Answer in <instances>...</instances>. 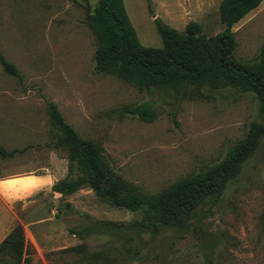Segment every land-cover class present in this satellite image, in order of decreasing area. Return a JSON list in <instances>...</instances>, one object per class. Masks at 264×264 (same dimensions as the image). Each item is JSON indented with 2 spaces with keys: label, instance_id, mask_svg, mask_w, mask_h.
Instances as JSON below:
<instances>
[{
  "label": "rangeland",
  "instance_id": "rangeland-1",
  "mask_svg": "<svg viewBox=\"0 0 264 264\" xmlns=\"http://www.w3.org/2000/svg\"><path fill=\"white\" fill-rule=\"evenodd\" d=\"M123 1L144 46L162 45L156 19L178 31L197 22L206 38L225 29L221 0ZM97 2L0 0V53L22 76L19 81L0 65V146L21 150L10 158L0 156V179L41 174L53 166L65 178L82 175L76 164L69 173L64 150L48 146L55 131L47 102L58 106L79 136L102 147L117 175L146 195L217 164L252 126L259 128L255 143L219 194L187 221H151L145 209L114 207L84 186L64 199L52 194L48 202L57 209L55 215L36 225L24 222L46 217V210H10L0 200V242L20 224L31 264H264V112L256 95L206 85L139 91L96 73L97 43L85 20ZM232 31L234 56L257 61L264 42V0ZM125 105L150 107L156 117L145 122L120 116L117 110ZM76 246L83 249L59 253Z\"/></svg>",
  "mask_w": 264,
  "mask_h": 264
},
{
  "label": "trees",
  "instance_id": "trees-1",
  "mask_svg": "<svg viewBox=\"0 0 264 264\" xmlns=\"http://www.w3.org/2000/svg\"><path fill=\"white\" fill-rule=\"evenodd\" d=\"M262 1L221 0L219 16L225 29L214 38H206L197 22H189L183 31H178L156 19L162 45L148 47L137 39L123 0H98L85 20L97 43L95 72L113 76L139 91L150 87L179 91L185 85H206L213 89L230 86L253 92L264 112V42L257 61L241 62L234 56L236 41L232 31L233 26ZM0 65L8 75L19 81L22 79L16 66L2 53ZM47 107L55 131V140L48 146L67 153L71 162L69 173H73L74 164L82 173L77 178L59 180L52 186L53 192L69 196L88 186L112 206L129 211L145 209L147 218L166 225L187 221L209 197L219 194L226 178L236 173L246 158L259 131L257 126H252L245 139L232 147L217 164L178 180L158 194L146 195L110 168L102 147L79 136L66 123L54 102H47ZM117 112L120 116H137L145 122H152L156 117L154 110L144 105H125ZM18 152L21 150L7 151L0 146L2 158L13 157ZM82 249V246L69 247L59 253ZM0 264H31L22 225H15L0 242Z\"/></svg>",
  "mask_w": 264,
  "mask_h": 264
},
{
  "label": "crops",
  "instance_id": "crops-1",
  "mask_svg": "<svg viewBox=\"0 0 264 264\" xmlns=\"http://www.w3.org/2000/svg\"><path fill=\"white\" fill-rule=\"evenodd\" d=\"M64 178L63 170L60 167L53 166L51 169H45L41 174L24 173L0 179V200L10 210L12 206L26 210V213L39 206L42 211L46 210V217L37 221L26 220L27 223L24 222V224L36 225L48 221L55 215L57 210L54 209L52 203L48 202L52 194H58L52 191V186ZM58 195L62 199L66 197L61 194ZM37 212L39 214L40 211Z\"/></svg>",
  "mask_w": 264,
  "mask_h": 264
}]
</instances>
